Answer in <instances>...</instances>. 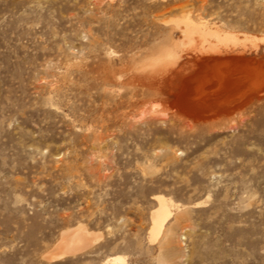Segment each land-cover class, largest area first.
<instances>
[{"label":"rangeland","instance_id":"374dc122","mask_svg":"<svg viewBox=\"0 0 264 264\" xmlns=\"http://www.w3.org/2000/svg\"><path fill=\"white\" fill-rule=\"evenodd\" d=\"M184 15L239 41L200 52ZM252 36L264 0H0V264H264V90L199 103L192 79L264 68ZM159 194L180 210L151 242ZM78 224L100 237L47 258Z\"/></svg>","mask_w":264,"mask_h":264},{"label":"bare ground","instance_id":"6f19581e","mask_svg":"<svg viewBox=\"0 0 264 264\" xmlns=\"http://www.w3.org/2000/svg\"><path fill=\"white\" fill-rule=\"evenodd\" d=\"M173 20L175 23H182L184 25V37L190 41H192V36L196 34L199 41L198 38L196 40V37H194V40L198 41L196 47H198L200 52H202L201 48H204L207 49L206 52L212 50L220 54V47L224 45L219 46L218 44H224L225 42L236 43L239 41V38L235 34L221 31L214 26L207 25L203 21L194 20L189 15L177 17ZM208 37H213L214 41H209ZM247 38L248 37L245 36V39ZM250 39L264 40V37L252 36ZM184 43L183 41V45ZM190 43H188V46H190ZM174 47L175 45H172L167 47L166 50L164 49V52L155 58V62H157V60L159 62L163 59H172L176 56ZM196 47L193 49L195 50ZM179 48H181V46H179ZM179 51L181 53L180 49ZM183 59L184 58H182V60ZM174 62H176V60ZM193 66H197L196 70L194 69V71H192L195 73L192 79L196 83L193 87V93L196 101L199 103L217 99L221 101L224 98H228L229 95L235 97L233 100L240 97L246 98L248 95L261 93L264 90V68L258 62L254 61V59L248 60L243 57L234 56L209 57L201 59L199 64H194ZM189 69L187 72H189ZM187 74L189 75L190 73ZM244 87L246 89H244ZM155 200L157 205L151 212V225L148 232L151 242L156 241L158 237L166 231L167 222L173 217L176 211L180 210L179 204L171 203V201L163 195H155ZM99 237L100 233L88 230L84 224L75 225L60 233V237L53 249L46 256L51 259H59L66 255L79 253L95 242ZM110 260L112 264H126L124 257L120 255H114Z\"/></svg>","mask_w":264,"mask_h":264}]
</instances>
